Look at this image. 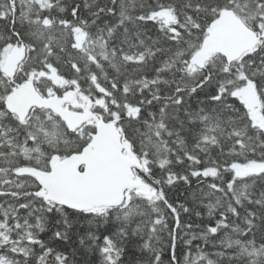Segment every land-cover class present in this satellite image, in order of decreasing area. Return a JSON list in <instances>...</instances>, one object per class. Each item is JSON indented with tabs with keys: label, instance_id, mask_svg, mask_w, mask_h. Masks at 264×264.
<instances>
[{
	"label": "snow or ice",
	"instance_id": "1",
	"mask_svg": "<svg viewBox=\"0 0 264 264\" xmlns=\"http://www.w3.org/2000/svg\"><path fill=\"white\" fill-rule=\"evenodd\" d=\"M0 21V264H264V0Z\"/></svg>",
	"mask_w": 264,
	"mask_h": 264
},
{
	"label": "trees",
	"instance_id": "2",
	"mask_svg": "<svg viewBox=\"0 0 264 264\" xmlns=\"http://www.w3.org/2000/svg\"><path fill=\"white\" fill-rule=\"evenodd\" d=\"M3 27H4V22L0 21V28H3ZM41 238L46 239L47 237L46 235L42 234ZM88 258L91 259L90 256ZM165 260L167 261V256H165Z\"/></svg>",
	"mask_w": 264,
	"mask_h": 264
}]
</instances>
